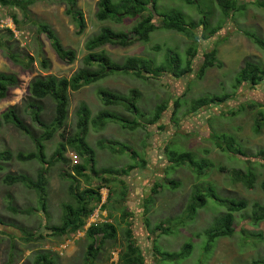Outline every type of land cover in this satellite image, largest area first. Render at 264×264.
I'll return each instance as SVG.
<instances>
[{"label":"rangeland","instance_id":"rangeland-1","mask_svg":"<svg viewBox=\"0 0 264 264\" xmlns=\"http://www.w3.org/2000/svg\"><path fill=\"white\" fill-rule=\"evenodd\" d=\"M33 1L24 13L16 7L0 5V73L13 74L18 79V85L10 88L6 98L0 100V114L15 107L20 119L29 128L31 137L35 138L43 130L24 111L30 81L35 77L49 75L70 78L84 68L82 60L87 55L84 45L90 37L97 35L103 27H109L115 32H128L139 18L125 17L121 21L98 22L95 19L97 0H74L73 12H80L84 22V28L80 31L74 14H66V10L70 9L66 0ZM236 1L243 8L233 12L229 18L223 16L216 0H197L194 5H187L182 0L157 1L159 13L178 11L184 15L186 22L195 24L202 15H206L212 28L221 26L222 29L208 40L200 38L199 41L192 42L175 31L157 29L145 43L136 42L128 47H103L106 56L113 63L120 64L129 57H140L159 66L169 54L178 55L184 62L188 59L187 49L194 46L197 55L192 60L193 71L189 75L177 78L173 74L164 73L155 78L141 79L133 73H113L77 92H68L65 135L70 137L78 132L76 112L81 104L88 107L90 119L95 118L102 110L114 112L127 121L135 118L136 115L127 113L121 106L104 107L97 96L99 89L122 95L137 90L138 113L147 114L148 120L160 103L164 102L168 106L167 112L156 125L145 126L144 129L129 131L112 122H108L102 130L95 129L91 123L86 128L85 140L94 152L97 169L139 165L128 177L113 176L114 181L106 183L105 188H102L101 203L94 211L105 202L108 189H121V180L125 181L128 196L122 203L117 193L111 194L105 210L99 209L97 222L101 220L114 224L117 228V240L115 244L105 242L92 264H118V258L126 252V230L129 226L133 232L132 241L144 256V264H248L264 259V242L252 238L258 234L264 236V222L256 227L249 222L252 205L264 203V192L260 189V183L264 180V159L259 155L261 151L264 152V127L259 133L254 131L257 113L264 112V81L250 91L243 92L242 88H234L235 76L246 59L260 66L264 65L263 52L243 34L247 31L264 38V0ZM149 12L150 9L146 13ZM13 16L17 24L14 23ZM37 22L47 24L64 49L74 51L73 62L57 57L46 35L38 32L35 25ZM153 24L160 26L155 14ZM7 29L11 31L12 37L6 32ZM196 33L201 37L202 29H198ZM213 49L216 50V65L205 69L201 77L198 76L202 55ZM11 55H15L19 62L14 61ZM43 62L46 64L45 68L42 66ZM223 94H236L237 97L228 101L225 109L209 106L191 116L186 115L190 103L196 98ZM179 98L181 107L171 119L173 103ZM250 102L262 107L250 109L247 106ZM41 104L43 111L40 118L49 124L53 118L54 105L50 99ZM239 107L244 109L238 111ZM221 134L235 138L244 156L220 150L216 144H223L216 137ZM99 141L125 144L131 149L130 153L136 155V160L128 152L117 155L107 148H99ZM61 142V131L54 133L45 142L47 158L54 154ZM166 147L178 154L189 153L197 162L207 161L209 167L200 176L187 164L176 167L167 162ZM4 151L10 152L11 159L0 161V264H33L35 254L39 252L48 253L55 264H84L88 245L84 233L74 239L75 234L58 235L51 230L52 227L61 225L62 204L72 202L67 190L69 179L66 176L71 173L70 166L81 162L78 154L67 147L63 156L68 165L58 162L49 168L44 212L32 189L23 184L4 183L5 177L9 175H25L32 180L36 178L40 169L38 162H20L15 159L19 152H34L33 141L13 125L3 124L0 127V152ZM138 161H145L146 168H140L141 163H137ZM247 171L252 172L256 179L251 188H246L242 182L234 179L236 173L243 175ZM104 178L107 176L100 180L94 179L91 186L101 184ZM79 182L81 188L86 185L81 178ZM170 182L177 186L173 187ZM155 183L159 187L155 194H151L150 190ZM209 186L219 198L243 200L248 207L239 213H232V235L216 239L209 255L205 257L202 250L206 241L205 231L217 218L226 214V209L208 198L205 206L196 211L193 220L184 215L192 193L197 192L195 189L205 192ZM149 196H152L151 202L146 203ZM124 208L129 216L123 219ZM144 220L149 222L148 229H145ZM167 220L171 223L167 224ZM159 225L161 228L170 226L171 230L165 235L156 234L153 229ZM27 234L33 239L26 241ZM38 235H41V239H35ZM71 239L69 247L60 249L64 241ZM186 243H191L192 252L184 261L162 262L156 255V250L177 253Z\"/></svg>","mask_w":264,"mask_h":264},{"label":"trees","instance_id":"trees-1","mask_svg":"<svg viewBox=\"0 0 264 264\" xmlns=\"http://www.w3.org/2000/svg\"><path fill=\"white\" fill-rule=\"evenodd\" d=\"M70 6V9L66 10V14H74V19L80 27V31L84 28V22L82 14L80 12H73L75 5L74 0H66ZM158 0H97L96 7L97 12L95 13V19L98 22H105L108 20L121 21L125 17L139 18V21L128 31V32H115L109 27L101 28L97 35L90 37L84 47L87 51V55L83 58L84 68L77 71L70 78H57L55 76H39L33 78L28 85V99L24 106L32 122L38 125L43 133L38 137H31L29 128L22 122L17 114L15 107L8 108L6 111L0 114V127L3 124H11L18 131L24 133L30 137L33 141L35 151L28 154L21 152L17 153L15 159L20 162H33L36 161L40 164V169L37 171L36 178L32 180L25 175H9L4 179L6 185L23 184L28 189H32L36 195L38 204L42 211L45 212V196L47 189V175L49 168L54 166L55 163L62 162L68 165V161L64 158V153L67 147L73 149L81 159V162L70 166L71 173L66 177L69 179L68 194L72 202L62 204V217L61 225L58 227H52L51 230L58 235L65 234H76L77 232L83 231L89 216L94 212L98 205L101 203V190L105 188L106 183L114 181V177H128L132 171L139 167V165L131 164L129 166L117 168H100L97 169L95 165V155L91 147L85 140L86 128L89 123L96 129L102 130L108 122L116 123L121 128L135 131L138 128H145V126L156 125L161 117L167 112L168 106L162 102L155 107V112L151 119H147V114L138 113L137 101L139 99V93L137 90H131L128 95H122L119 93L112 92L107 89H99L97 96L104 107H118L121 106L127 113L136 115L131 121L121 119L116 113L109 110L100 111L97 116L90 119V111L85 104H81L76 112L78 117L77 128L78 132L73 136L65 135L67 133L66 120L68 115L69 98L68 92H77L80 89L97 83L103 80L106 76L113 73H133L136 77L141 79H148L152 77H158L164 73H170L177 78H182L189 75L192 70V60L197 55L196 48L190 46L186 51L187 60L184 62L179 58L178 55L169 54L164 63L157 66L153 61L140 58V57H129L122 63L117 64L111 62L106 56L103 47L106 45L116 47H128L136 42H147L150 34L157 29L171 30L179 34L184 35L192 42H197L202 38L208 40L215 35L221 28L217 26L212 28L208 23V17L202 15L198 23L186 22L184 15L178 11H170L168 13H159L157 11L156 3ZM187 5L196 4L197 0H182ZM217 5L225 18L237 11L242 9V5H238L236 0H216ZM34 3L33 0H0V5L7 7H16L21 12H27L29 5ZM148 9L159 19L160 26L156 27L153 24V14L151 12L146 13ZM14 23L17 24L16 18L13 16ZM37 30L40 33L46 35L51 48L57 55V57L63 61L73 62L75 59V53L72 50H66L62 47V44L55 32L45 23H35ZM202 29V36H198L196 31ZM10 37L12 33L9 29L6 30ZM253 45H255L264 54V38L254 33L243 32ZM1 45V43H0ZM158 50L157 48H155ZM216 56V50L213 49L202 55V63L198 68L197 75L202 76L205 69L214 67ZM11 58L18 61L15 55H11ZM42 66L45 68L46 64L43 62ZM264 81V65L260 66L249 59L244 61V65L240 72L235 76L234 88H242L243 92L250 91ZM18 85V79L15 75L9 73H0V100L6 98L7 92L10 88H15ZM239 95V93H238ZM237 97L236 94H223V95H212L201 98H196L190 103L189 110L187 111L188 116L193 115L197 111L213 106L226 108L228 101L234 100ZM50 99L54 105L53 118L49 124L44 123L40 115L43 111L42 101ZM242 106V105H241ZM250 109H256L262 107L260 104L250 102L247 105ZM181 107L180 98L173 103L172 118L176 116L177 111ZM244 107H239L238 111H241ZM254 131L259 133L260 129L264 127V112L259 111L254 122ZM61 131L62 142L50 157H46L45 153V142H48L54 133ZM220 143L216 146L224 151L231 154H239L244 156V153L237 146L235 138L227 134H221L216 137ZM98 147L101 149H109L113 154L122 155L123 153L132 152L125 144L118 145L113 141L98 142ZM167 162L174 166H180L187 164L189 167L195 170L198 176L202 175L205 168L209 167L207 161H196L195 158L189 153H175L165 148ZM264 159V152L259 153ZM136 155L130 153V157L133 159ZM11 159V154L8 151L0 152V161H7ZM136 160V158H134ZM141 163L142 169L146 168L147 163L145 161H138ZM264 168V165H262ZM101 184L92 187V181L94 179H102ZM79 178L83 179L86 185L81 188ZM235 181L242 182L246 188H251L255 182V175L252 172L247 171L241 175L236 173L234 177ZM121 189L117 191L114 187L113 190L108 189V195L100 209L105 210L106 203L110 201L111 194H118L120 202H125L128 196L127 186L125 181L121 180ZM173 187L177 184L170 182ZM159 184L155 183L151 188L150 193L155 194L156 188ZM260 189L264 192V180L260 183ZM197 192L192 193L189 207H187L186 216L187 219L193 220L196 211L201 209L206 204V199H212L218 205L226 209V214L217 218L213 225L205 231L206 241L203 243V256L207 257L211 251L213 242L218 238L230 236L233 233L231 224L233 222L232 213H239L248 207L245 201H235L229 199L219 198L211 186H209L205 192H201L199 189H195ZM194 190V191H195ZM152 196H149L146 203H150ZM119 209V208H118ZM147 210V209H146ZM145 210V213H146ZM15 212V210H13ZM122 218L128 217L129 214L124 208ZM249 222L253 226H258L259 223L264 222V203H254L251 207ZM171 223L167 220V224ZM143 224L145 229H148L149 222L144 220ZM176 226V225H174ZM173 226V227H174ZM171 230L170 226L161 228V225L155 226L153 231L156 234L165 235ZM126 248L120 258H118V264H144V256L140 248L132 241L133 232L131 226L126 230ZM84 237L88 242L84 264H92L93 260L99 253V249L104 245L105 242H115L117 240V228L114 224L109 222H102L92 224L84 231ZM41 239V235H38L35 239ZM253 239L264 242V236L261 234L252 236ZM33 237L27 234L26 241L32 240ZM114 243V244H115ZM156 255L165 261H184L192 252L191 243H186L182 246V249L177 253H165L156 250ZM33 264H55L52 257L48 253H36ZM248 264H264V259L254 260Z\"/></svg>","mask_w":264,"mask_h":264},{"label":"built area","instance_id":"built-area-1","mask_svg":"<svg viewBox=\"0 0 264 264\" xmlns=\"http://www.w3.org/2000/svg\"><path fill=\"white\" fill-rule=\"evenodd\" d=\"M1 23H4V22H1ZM104 201V199H103ZM100 209V208H99ZM99 209L94 211L90 216L89 218L87 219L86 221V224L83 228V231H80V232H77L75 235H74V239H77L79 237H81V235H83L84 231L87 230V228L89 226H91L92 224H96V223H101L103 221L100 220V222H97L99 220ZM72 243V239L71 240H68V241H64L63 244L60 246V249H66L67 247H69ZM114 261H116V255H114Z\"/></svg>","mask_w":264,"mask_h":264},{"label":"crops","instance_id":"crops-1","mask_svg":"<svg viewBox=\"0 0 264 264\" xmlns=\"http://www.w3.org/2000/svg\"><path fill=\"white\" fill-rule=\"evenodd\" d=\"M103 191V189L101 190V192Z\"/></svg>","mask_w":264,"mask_h":264}]
</instances>
